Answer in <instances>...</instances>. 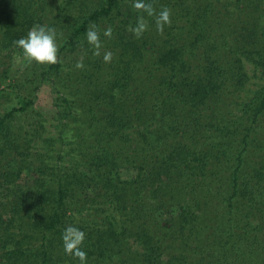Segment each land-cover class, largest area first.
<instances>
[{"label": "trees", "instance_id": "trees-1", "mask_svg": "<svg viewBox=\"0 0 264 264\" xmlns=\"http://www.w3.org/2000/svg\"><path fill=\"white\" fill-rule=\"evenodd\" d=\"M148 2L171 24L137 39L133 0H0V264H79L69 225L86 264H264V0ZM37 24L55 65L14 45Z\"/></svg>", "mask_w": 264, "mask_h": 264}, {"label": "clouds", "instance_id": "clouds-1", "mask_svg": "<svg viewBox=\"0 0 264 264\" xmlns=\"http://www.w3.org/2000/svg\"><path fill=\"white\" fill-rule=\"evenodd\" d=\"M132 7L141 15L137 19L135 27H129V31L140 39L143 34L149 30L147 17H154L156 30L162 34L165 26L171 24V9L163 7L157 12L153 3L148 0H133ZM103 36L111 39L113 36V29L108 26L103 31ZM86 41L93 49V55L100 57L104 63H111L113 60V53L111 51H104L102 53L101 35L96 25H91L86 31ZM14 45L22 50V58L29 64L35 62L38 65L49 66L55 65L59 62L58 52L59 45L57 43V30L54 27L47 25H34L27 33L26 37L14 41ZM76 69H83V59H79L75 64ZM63 251L66 255L79 260V264H86L87 253L82 250L86 234L75 226H67L62 232Z\"/></svg>", "mask_w": 264, "mask_h": 264}, {"label": "rangeland", "instance_id": "rangeland-1", "mask_svg": "<svg viewBox=\"0 0 264 264\" xmlns=\"http://www.w3.org/2000/svg\"><path fill=\"white\" fill-rule=\"evenodd\" d=\"M122 7L126 8L125 5H122ZM246 69L249 75L251 76L254 75V77L251 78L249 88H248L249 90H254L261 83L260 72L257 70H252V68L249 65H246ZM53 98H54V95L50 91L49 87L46 85L42 86V88L39 90V93H38V97L36 100V107L37 109H39L41 112L45 114V117L48 120L51 119V116L53 115V112H54ZM45 124L51 130L50 132L51 134L56 132L53 122L48 121V123H45Z\"/></svg>", "mask_w": 264, "mask_h": 264}]
</instances>
